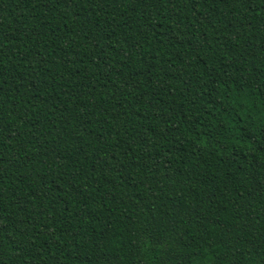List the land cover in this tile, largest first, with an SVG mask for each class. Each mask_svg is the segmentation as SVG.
I'll list each match as a JSON object with an SVG mask.
<instances>
[{
    "label": "trees",
    "instance_id": "1",
    "mask_svg": "<svg viewBox=\"0 0 264 264\" xmlns=\"http://www.w3.org/2000/svg\"><path fill=\"white\" fill-rule=\"evenodd\" d=\"M0 264H264V0H0Z\"/></svg>",
    "mask_w": 264,
    "mask_h": 264
}]
</instances>
